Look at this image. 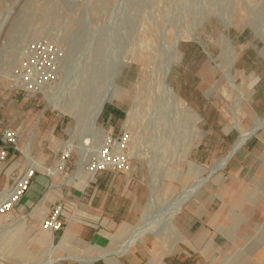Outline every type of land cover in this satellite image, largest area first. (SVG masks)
I'll list each match as a JSON object with an SVG mask.
<instances>
[{"label": "rangeland", "instance_id": "1", "mask_svg": "<svg viewBox=\"0 0 264 264\" xmlns=\"http://www.w3.org/2000/svg\"><path fill=\"white\" fill-rule=\"evenodd\" d=\"M257 117L264 0H0V264H264Z\"/></svg>", "mask_w": 264, "mask_h": 264}, {"label": "bare ground", "instance_id": "2", "mask_svg": "<svg viewBox=\"0 0 264 264\" xmlns=\"http://www.w3.org/2000/svg\"><path fill=\"white\" fill-rule=\"evenodd\" d=\"M105 100H100L98 103L95 104V106L92 108V121L95 123L99 114L101 113L103 104H104ZM256 123L251 126L249 128L248 131L240 134L236 140L233 142L231 148L229 149L228 153L225 154V156H223L222 158H219L220 160L218 162H214L215 166L218 168H222L227 161L230 159L229 157H231L234 152H236V150H238L243 144L244 142L257 130V128L264 122V118H259L257 117L256 119ZM255 122V121H254ZM96 125V124H95ZM98 129L104 133V128L102 126H99ZM105 136L107 137V134H105ZM63 163V161H62ZM61 163V164H62ZM212 166V165H211ZM210 166V167H211ZM215 167V168H216ZM214 170V169H213ZM219 170V169H218ZM200 181V180H199ZM26 182V181H25ZM195 185V184H194ZM24 186V181H22L17 187L13 188V189H5L2 190L0 192V197L2 196H6V200H0V209L1 206L5 203V202H9L10 205L13 203V201L15 200V195L19 194L22 190ZM195 187V186H194ZM197 188V187H196ZM141 225V224H140ZM48 227L47 230L44 231L43 233V238H42V243L46 246L47 250H52L55 246L54 242H53V234L52 231L50 229V227H53V225L49 222L48 225L46 226ZM135 227V226H134ZM66 232L64 233V235L61 237V239L59 240V245H65L68 246V243L71 242L74 238V233L71 230V227L69 226L68 228H66ZM135 231V230H134ZM135 234V233H134ZM141 238V234H137V236L134 239H127L124 241L123 246L124 247H120L118 248V250H116L114 253H116L117 255H120L128 250H130L134 245H136L135 242H138L139 239ZM141 240V239H140ZM74 245V244H73ZM77 247V246H76ZM183 254V253H182ZM100 254L97 251H91V252H77V253H73V254H68L66 256H64V259H70V260H74L79 262L80 264H92L94 261H96L98 259V256ZM161 260V259H160ZM153 262V261H152ZM156 262V261H155ZM154 263V262H153Z\"/></svg>", "mask_w": 264, "mask_h": 264}, {"label": "crops", "instance_id": "3", "mask_svg": "<svg viewBox=\"0 0 264 264\" xmlns=\"http://www.w3.org/2000/svg\"><path fill=\"white\" fill-rule=\"evenodd\" d=\"M107 112H106V115H105V121H113L117 116H119V115H121L122 113H121V110L119 109V108H117V107H112V106H109L108 108H106L105 109ZM245 143V142H244ZM3 143H2V141H1V139H0V146L2 145ZM15 153V150L12 148V147H9V149H8V151H7V154L9 155V154H14ZM234 155V154H233ZM263 165H264V161H263ZM3 168H4V166H2L1 165V163H0V189L2 188V187H4V178L2 177L1 178V172H2V170H3ZM263 168H264V166H263ZM244 170V167L243 166H241L240 168H238V170H237V172H238V174H240V173H242V171ZM99 186H101V184L99 183L98 184V187ZM192 201V199L189 201V202H191ZM190 206V205H189ZM79 234V233H78ZM192 249H193V247H192ZM193 250H195V249H193ZM128 252V251H127ZM126 252V253H127ZM126 253H124V254H126ZM122 256V255H121ZM106 264V263H105Z\"/></svg>", "mask_w": 264, "mask_h": 264}, {"label": "built area", "instance_id": "4", "mask_svg": "<svg viewBox=\"0 0 264 264\" xmlns=\"http://www.w3.org/2000/svg\"><path fill=\"white\" fill-rule=\"evenodd\" d=\"M109 138H110V137H109ZM0 139H1V137H0ZM1 141H2V140H1ZM2 153H3V155H2L0 158H3L5 155H7V152L4 151V150H2ZM26 183H27V181H26ZM25 186H26V184L24 185V188H25ZM24 188H23V189H24ZM23 189H22V191H23ZM22 191H21V193H22ZM21 193H20V194H21ZM20 194H19V195H20ZM17 198H18V197H17ZM15 201H16V200H15ZM15 201H14V202H15ZM6 207H8V206H4L0 211H2L3 209H5ZM56 216H57V215H54V217L51 219L50 222L53 223V222L55 221V219H56ZM48 222H49V221H46V225H48ZM55 228L58 229V228H59V225H57Z\"/></svg>", "mask_w": 264, "mask_h": 264}, {"label": "water", "instance_id": "5", "mask_svg": "<svg viewBox=\"0 0 264 264\" xmlns=\"http://www.w3.org/2000/svg\"><path fill=\"white\" fill-rule=\"evenodd\" d=\"M229 158H230V157H229ZM215 171H216V170H215ZM215 171H214V172H215Z\"/></svg>", "mask_w": 264, "mask_h": 264}]
</instances>
